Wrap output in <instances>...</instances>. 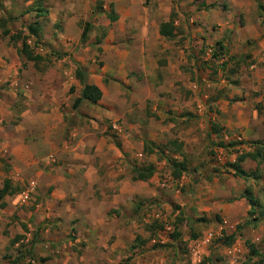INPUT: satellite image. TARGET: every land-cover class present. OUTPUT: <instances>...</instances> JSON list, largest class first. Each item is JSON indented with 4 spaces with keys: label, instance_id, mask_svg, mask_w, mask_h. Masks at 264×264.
I'll use <instances>...</instances> for the list:
<instances>
[{
    "label": "crops",
    "instance_id": "1",
    "mask_svg": "<svg viewBox=\"0 0 264 264\" xmlns=\"http://www.w3.org/2000/svg\"><path fill=\"white\" fill-rule=\"evenodd\" d=\"M35 4L42 9L38 34L44 33L41 42L49 46L64 50L77 47L90 25L86 47L98 48L97 55L111 66L84 71L86 82L98 87L102 96L94 104L84 101L80 106L90 105L95 111L103 108L113 128L116 121H123V134L120 127L114 132L120 136L122 151L116 138L108 136L107 128L99 126L97 120L77 124L71 134L77 140L66 143L69 127L63 115V98H49L41 92L37 103L17 106L13 100H4L6 94L0 91V122L4 117H17L8 126L12 129L9 135L0 127V157L10 158L11 173L18 179L30 177L35 180L30 183L40 188L42 199L34 211L37 222L51 218L55 224L74 227L79 239L114 240L111 249H116L123 240V191L132 189L141 198L158 188L153 170L147 180H133L129 161L142 156L145 144H165V154L172 157L169 160L183 161L186 152L198 158L212 142L218 146L215 165L222 168L201 169L203 174L196 184L184 171L178 178L169 173L160 187H166L167 182L184 184L187 190L195 187L192 195L174 193L171 197L187 219L204 212L220 221V231L224 225L234 230L247 220L251 188L244 186V179L250 178L251 186H261L264 191V0H149L146 5L142 0H0V16L19 23L27 18L22 9ZM15 34L11 29L9 36ZM31 37L27 44L36 42L35 36ZM18 45L14 41L13 50H0V81L10 82L14 92L19 86L26 95V81L19 83L16 78ZM216 46L224 52L217 63L234 64L230 69L233 75L228 74L233 82L224 80L227 75L222 71L214 82L208 81L202 63L211 57L203 53L206 47L211 50ZM8 55L6 64L3 59ZM106 75L111 79L107 86L102 81ZM73 86L75 99L79 97L81 85H75V80L63 84L62 96ZM128 87L139 102V111L146 109V100L154 102L153 113L169 104L163 117L169 115L178 121H131L132 109H127L125 99ZM224 135L229 140L224 141ZM57 160L62 161L63 169L50 163ZM45 190L50 191L48 196ZM17 195L14 201L21 205ZM257 218L264 221V215ZM170 229L164 226L165 231ZM235 248L232 245L224 251L225 257L240 253Z\"/></svg>",
    "mask_w": 264,
    "mask_h": 264
},
{
    "label": "rangeland",
    "instance_id": "2",
    "mask_svg": "<svg viewBox=\"0 0 264 264\" xmlns=\"http://www.w3.org/2000/svg\"><path fill=\"white\" fill-rule=\"evenodd\" d=\"M148 1L142 0L143 5H146ZM41 10L36 4L29 9H22V14H27V18L19 21V23H12V18L8 16H0V20L5 21L4 26L6 29H13L15 33L26 37V40L32 39V35L28 32V26L40 28L38 23ZM89 28L90 25L87 30ZM2 30L3 28H0V50L3 48H11L13 50L12 43L14 41H11L8 36H3ZM41 32L40 37L39 34L35 36L36 42L32 40L30 44H27L32 55L36 56L38 60L34 62L28 61L25 56L19 53L17 55L16 78L19 83L26 81L28 85L26 95H24L19 86L16 88L18 92H14V89L10 87V82L0 81V91L6 94L4 100L9 103L13 100L19 106L26 102H30V104L37 103L36 101H39L38 97L42 94L41 92L47 93L49 98H56L59 95L60 99L63 98V115L68 123L67 127H69L65 131L66 143L77 140V136L74 139L71 137L77 124L83 121L88 123L89 120H97L99 121V126L107 128L106 134L108 136L116 138L115 140L122 146L120 150L122 151L123 144L120 136L114 135V132L117 133L118 127H120L121 134H123L122 119L116 121L117 127L113 128L111 121L104 117L103 108L95 111L92 110V106L85 104L77 110H73L72 102L77 95L75 86L71 88L69 93H66L65 96L63 95L64 97L62 96L63 92H61V89H64L63 84L69 85L75 80V85H80L79 80L75 76L77 68L84 72L93 67L99 70L105 65L106 67L111 65L106 64L97 55L99 54L98 48L86 47L89 36L81 40L77 47L64 50L41 42L44 34ZM16 42H19L18 52L22 44L21 40L15 41V44ZM205 52L211 57L208 58V61L202 63L203 69L209 74L208 81L214 82V79L217 76L219 77L218 71H222L224 75H227L224 80H228L229 83L233 82V78L231 79L228 74H232L230 69H232L231 66L234 64L230 63V61L228 64L223 65L217 63L221 56L224 55V52L218 46L211 50L206 47L203 54ZM77 59H83V62L80 63ZM3 60L8 64L9 55L8 58ZM223 74L220 75L221 78L224 76ZM108 80H111L108 75L102 80L106 86ZM128 88V95L125 99L128 105L127 109H132L131 112L129 111L132 117L131 121L136 120L135 122L146 123L150 118L178 121V119L169 115L163 117L164 108L170 107L169 104L166 105L164 103V108L159 113H153L151 107L154 102L146 100V109L139 111V102L135 101V98L129 94L132 87ZM10 90H12L11 93L14 96L9 93ZM119 91L121 92L120 98L123 101V85L119 86ZM52 93L55 95H52ZM117 106L116 104L115 107L118 108ZM170 111L172 112V110ZM195 117L199 118L198 116ZM15 119H17L15 116H13L12 120L4 117L2 122H0V127L4 126L7 135L12 130L8 126L10 123H14ZM193 119L196 120V118ZM164 146L165 144H145L142 156L134 157L128 163L133 169L131 176L136 175V170L144 169L145 171L151 166L153 175L155 174L158 180L156 182L158 188L154 187V193L151 196L141 198L137 194L135 195L132 189L123 191V240L119 241L121 246L116 249H111V244L115 242L114 240H107L101 237L79 239L75 235L74 227L55 224L51 218L37 222L34 211L35 205L42 199L40 188H38V185L31 186L30 182L35 180L30 179V177L22 180L18 179L15 173H11L10 158L0 157V188L3 181L9 179L13 190V194L4 198L7 202L3 200L0 203V264H39L38 259L42 257H48L49 259L44 264H264V260H262V263L258 262L261 257L251 256L252 249L259 252V255H264V221L257 218L264 215L262 207L264 204V191L260 190L261 186L254 188L249 184L250 178L244 179V186L247 189L251 188L252 192L250 191V195L256 198L254 201L256 205H259V208H250L249 212L251 213L252 211L254 213L250 215L248 212L247 220L235 225L234 230L224 225L226 228L220 231L219 226L222 225L220 221L215 217H207L204 212H197L194 217L187 219L183 211L177 209L175 200L171 197L174 193H177L180 197L182 195H192L195 187L187 190L184 184L180 186L179 183L174 185L170 182L166 183V187H160L162 179L166 180L169 173H171V161H173L169 160L172 159L169 154H165L167 148ZM216 147H218L217 142L207 145L202 149L198 158H196L197 154L195 153L188 154L186 152V154H183L186 166L184 175L186 177L190 175V180H194L195 184L202 177L201 173L203 174V172L201 169L205 171L206 169H211V167H221V165H215L216 158L213 156ZM173 148L180 150L177 145H174ZM177 161H182V158ZM61 162L57 160L56 163H50L53 167L63 169L64 165L61 166ZM138 163L144 166L135 168L138 167L136 166ZM230 163L226 162L225 165ZM213 173L215 172L213 171ZM256 185L258 186V184ZM26 189H32L30 200L26 204L19 205L16 200L14 201L13 196ZM44 192L47 196L50 194L49 190ZM177 210L178 214L176 213ZM29 213H32L31 216ZM245 222H248V224L244 225ZM165 225L171 228L170 231L164 230ZM208 233L212 234L208 244L203 247L202 245L200 247L193 245L194 242L202 241ZM230 238H233V240L227 243ZM232 245H235V249L240 251V253L236 252L237 255L233 256L234 258H227L223 253L224 251L227 252Z\"/></svg>",
    "mask_w": 264,
    "mask_h": 264
},
{
    "label": "trees",
    "instance_id": "3",
    "mask_svg": "<svg viewBox=\"0 0 264 264\" xmlns=\"http://www.w3.org/2000/svg\"><path fill=\"white\" fill-rule=\"evenodd\" d=\"M112 20H113V18H111V21ZM4 23H5V21L0 20V28L1 29L3 28V30H2L3 36H8L11 41L21 40L22 46H21V49L18 50V53L25 56L26 60H28V61L34 62V61L38 60V58L36 56L32 55V53L29 49V46L26 43V37H22V35H20V34L9 36L10 30L5 28ZM38 30H39L38 27L34 28L33 26H28V32L30 35L37 36ZM86 37H87V29H85L83 31L81 39L84 40ZM75 76H76V79L79 80V83L81 85V90H80L79 97H77L73 102V105H72L73 109H77L82 104V102H84V101L92 103V104L98 102L102 96V93L98 89V87H96L95 85H90L86 82V74L80 68L76 69ZM171 163H172L171 164L172 165V171H171L172 177L178 178L181 175V173L186 170L184 160L183 161L173 160V161H171ZM230 166L232 168H235L237 170L236 172H239V174H243V173H240L241 171L237 169L236 165L231 164ZM152 170L153 169L151 166H149L145 171H144V169L136 170L135 171L136 175H133V180H147L148 178L151 177ZM11 194H13L11 183L9 180H5L3 182L2 187L0 188V203L5 196L11 195ZM251 197L252 196H250V193L248 192L247 200L249 201L251 208L252 207L259 208V205H256L255 201ZM252 213H254V212L251 211L250 215H252ZM247 224H248V222L244 223V225H247ZM229 240L230 241L227 243H230L233 240V238H230ZM251 256L261 257V259H259V261H258L259 263H262V260H264V255H259V252L255 251L253 249L251 251ZM48 260H49L48 257H42V258L38 259V263L44 264Z\"/></svg>",
    "mask_w": 264,
    "mask_h": 264
},
{
    "label": "built area",
    "instance_id": "4",
    "mask_svg": "<svg viewBox=\"0 0 264 264\" xmlns=\"http://www.w3.org/2000/svg\"><path fill=\"white\" fill-rule=\"evenodd\" d=\"M263 55H264V45H263ZM236 138H237V139H235L236 141L240 140L238 137H236ZM222 139L224 141H227V140H229V137L227 135H224L222 137ZM216 159H217V156H216ZM31 186H33V184H31ZM31 193H32V189H26V190H23V191L19 192L18 195H17L18 202L21 203V204H26L30 200ZM211 238H212V234L208 233L205 236V238L202 239V241L195 242L194 246L195 247H200L201 245L205 246L206 244H208L210 242Z\"/></svg>",
    "mask_w": 264,
    "mask_h": 264
}]
</instances>
